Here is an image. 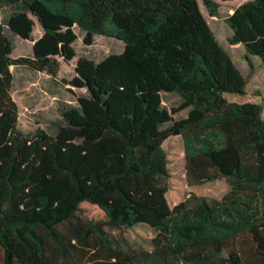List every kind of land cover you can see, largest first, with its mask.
Wrapping results in <instances>:
<instances>
[{
  "label": "trees",
  "instance_id": "16d2710c",
  "mask_svg": "<svg viewBox=\"0 0 264 264\" xmlns=\"http://www.w3.org/2000/svg\"><path fill=\"white\" fill-rule=\"evenodd\" d=\"M0 14V264H243L226 244L248 230L264 251V115L260 104L229 101L248 78L216 37L199 0H2ZM217 15L214 0H202ZM33 57H12L6 27L32 40ZM228 42L264 62V0L228 18ZM124 42L97 62L79 58L70 84L86 88L62 109L55 135L18 127L13 65L55 76L78 39ZM229 29V28H228ZM163 92H177L185 118L174 121ZM175 112L177 110H174ZM184 139L186 179H227L220 199L191 192L171 206L163 146ZM69 224V225H67ZM147 224L152 248L131 246L115 230ZM61 226H67L62 230Z\"/></svg>",
  "mask_w": 264,
  "mask_h": 264
},
{
  "label": "rangeland",
  "instance_id": "374dc122",
  "mask_svg": "<svg viewBox=\"0 0 264 264\" xmlns=\"http://www.w3.org/2000/svg\"><path fill=\"white\" fill-rule=\"evenodd\" d=\"M218 4L217 15H211L202 0H199L201 10L214 30L220 43L230 51L231 56L243 75L248 78L245 94L225 93V97L232 102H252L260 104L264 115V62L258 56L252 59L251 66L244 58V47L232 46L228 42L229 30L226 23L228 18L240 5L249 0H214ZM12 7L5 6L0 0V14L6 20L12 13ZM35 25L32 40L23 39L13 34L8 27L6 33L12 42V57H33L34 42L43 35L42 26L34 17ZM229 28V29H228ZM78 39L74 44L76 56L72 61L60 60L57 75L37 71L26 65H13L11 70L14 75L12 96L19 108L18 127L24 132H34L38 128L55 135L58 127L63 125L62 109L78 106L80 97L88 96L86 88H77L70 84L75 75V66L79 58L86 57L97 62L110 54H118L124 50L125 44L115 37L97 34L92 45H85L84 33L78 26L75 27ZM184 99L177 92H163L162 105L172 113L174 121L185 118L191 107L183 108ZM174 110H177L176 112ZM169 159L171 177L167 199L171 206L184 200L191 192L208 198H222L230 189L227 179H218L205 182L201 185H189L186 179L184 139L181 135L169 137L163 144ZM69 225V224H67ZM67 230V226H61ZM119 235L123 233L129 244L134 247L152 248L151 240L155 230L147 224H138L133 228L115 230ZM225 253L236 251L243 264H264V251H260L248 231H242L237 237L226 244Z\"/></svg>",
  "mask_w": 264,
  "mask_h": 264
},
{
  "label": "water",
  "instance_id": "95a60500",
  "mask_svg": "<svg viewBox=\"0 0 264 264\" xmlns=\"http://www.w3.org/2000/svg\"><path fill=\"white\" fill-rule=\"evenodd\" d=\"M12 32V31H11ZM14 34V33H13Z\"/></svg>",
  "mask_w": 264,
  "mask_h": 264
}]
</instances>
